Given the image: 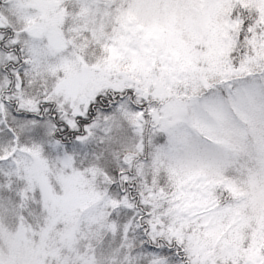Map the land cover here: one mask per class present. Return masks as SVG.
<instances>
[{
  "label": "snow or ice",
  "instance_id": "snow-or-ice-1",
  "mask_svg": "<svg viewBox=\"0 0 264 264\" xmlns=\"http://www.w3.org/2000/svg\"><path fill=\"white\" fill-rule=\"evenodd\" d=\"M0 264H264V0H0Z\"/></svg>",
  "mask_w": 264,
  "mask_h": 264
}]
</instances>
